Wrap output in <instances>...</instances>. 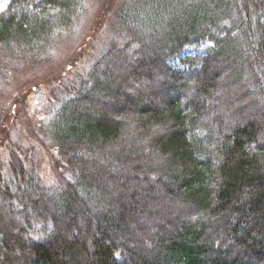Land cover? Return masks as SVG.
<instances>
[{"label":"trees","instance_id":"1","mask_svg":"<svg viewBox=\"0 0 264 264\" xmlns=\"http://www.w3.org/2000/svg\"><path fill=\"white\" fill-rule=\"evenodd\" d=\"M89 13L86 0H8L0 91ZM111 21L40 117L37 156L0 138V264H264V0H120ZM161 188L184 211L159 225L132 201Z\"/></svg>","mask_w":264,"mask_h":264},{"label":"rangeland","instance_id":"2","mask_svg":"<svg viewBox=\"0 0 264 264\" xmlns=\"http://www.w3.org/2000/svg\"><path fill=\"white\" fill-rule=\"evenodd\" d=\"M7 1L0 0V9L5 7ZM86 1L90 13L83 16L81 24L77 29L75 28L76 33L71 37L62 38L42 57L19 64L18 72L13 75L10 81L2 85L0 116H5L6 119H4L5 125L3 123L4 134L0 138L4 136L5 142L7 141L8 144L12 142L15 146L24 147L27 149L26 153L29 152L30 155L37 156L38 152L43 149L40 144L41 138L45 142L49 140L46 133L38 132L40 117L58 104L61 92L68 90V87L69 90L73 88L74 81L76 82L79 74L88 72L95 58L107 47L112 35L113 21L111 19L120 0ZM139 18L142 19V16L140 15ZM141 19L140 23L143 21ZM206 45V42L200 46L188 45L183 49V55L199 52ZM117 70L125 72L126 67ZM249 104V101H243L236 106L229 104L227 107L228 109L232 107L231 113L235 114L239 107L249 106ZM11 105L13 110H10ZM243 118L247 117L241 116V119ZM55 170V166L48 161L46 165H43L44 177L51 176L55 179L57 177H55ZM163 189H159L156 194L141 189L135 200L132 201L133 205L137 204L135 206H137L142 219L148 216L147 220L161 225L174 211H184L180 202L173 198L174 194L161 192ZM115 190L111 187V191ZM157 194L161 196L158 198ZM163 195L165 196L163 197ZM124 202L126 201L124 200ZM153 215H157L156 219L159 217V220L153 219Z\"/></svg>","mask_w":264,"mask_h":264}]
</instances>
